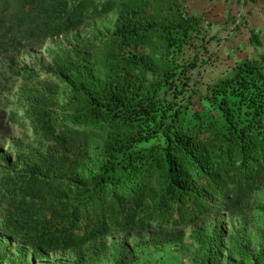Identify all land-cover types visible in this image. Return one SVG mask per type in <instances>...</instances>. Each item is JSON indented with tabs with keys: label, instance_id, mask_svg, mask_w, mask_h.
<instances>
[{
	"label": "trees",
	"instance_id": "obj_1",
	"mask_svg": "<svg viewBox=\"0 0 264 264\" xmlns=\"http://www.w3.org/2000/svg\"><path fill=\"white\" fill-rule=\"evenodd\" d=\"M188 8L0 0V264L11 248L22 261L102 253L110 235L180 244L212 217L264 216V29L251 31L250 56L205 79L216 34ZM110 14L109 33L71 36L47 66L24 58ZM192 236L215 264L222 228ZM232 253L233 264L264 262L242 240Z\"/></svg>",
	"mask_w": 264,
	"mask_h": 264
},
{
	"label": "rangeland",
	"instance_id": "obj_2",
	"mask_svg": "<svg viewBox=\"0 0 264 264\" xmlns=\"http://www.w3.org/2000/svg\"><path fill=\"white\" fill-rule=\"evenodd\" d=\"M187 2L188 9L190 11L195 10L196 2L193 0H187ZM229 4L231 5V3ZM197 9L205 15L207 21L211 22L207 34H216L215 39L209 45L213 60L209 59L210 66L206 67L203 74L205 79L213 74L222 75L235 61L253 53V47L249 45L248 41L249 28H234L232 25L235 20L234 16L238 15V8L231 7L234 16H228L227 18H232V21H227V23H225L226 20L222 17L223 14L218 5H210L209 7L202 3ZM113 22L114 14L102 19L88 21L80 28L73 30L69 37H59L48 41L41 48L24 52V58L45 67L52 61L56 53L74 48L71 43V36L88 37L109 33ZM249 23L251 26H256L260 23L259 17L252 16ZM205 59L207 60V57ZM261 200L264 201V196ZM216 225L222 228L226 237L216 245V250L211 254V260H214L215 264H233L236 262L237 259L233 256L232 251L233 246L235 248L239 240H242L243 246L251 254L264 250V216L261 219L256 216L242 219L223 214L188 228L185 238L180 244H161L152 233L128 237L110 235L97 241V244L105 245L107 248V251L102 253L96 252V249L90 247L87 252L84 251V248L80 249L81 251L50 253L41 260H34L28 254L22 261H18V251L11 248L6 249L7 261L3 264H11L12 259L16 260L14 264H79L78 262L81 264H116L120 256L130 258L133 264H205L209 252L192 236V230H202L212 234ZM0 240H4L1 233ZM260 264H264V262Z\"/></svg>",
	"mask_w": 264,
	"mask_h": 264
},
{
	"label": "crops",
	"instance_id": "obj_3",
	"mask_svg": "<svg viewBox=\"0 0 264 264\" xmlns=\"http://www.w3.org/2000/svg\"><path fill=\"white\" fill-rule=\"evenodd\" d=\"M196 2V8L193 11L195 13L201 14L202 12L197 9L200 4H207L209 7L210 5H218L221 13L223 14L225 20L230 19L227 18L228 16H234L233 9L231 7L235 6L238 8V15H235L234 19L236 23L244 22L241 29L244 27L249 28V32L257 29H264V0H193ZM194 2V3H195ZM231 3V5L229 4ZM229 4V5H228ZM259 17L260 23L256 26H251L249 20L251 17ZM232 19V18H231ZM230 19V21H231ZM242 24V23H241ZM235 26V25H234ZM237 28V26H236ZM249 37V36H248Z\"/></svg>",
	"mask_w": 264,
	"mask_h": 264
}]
</instances>
